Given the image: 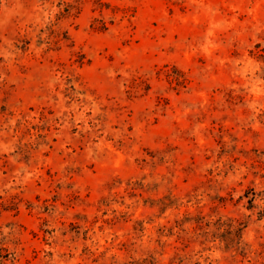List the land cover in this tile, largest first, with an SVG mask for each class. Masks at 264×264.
I'll return each mask as SVG.
<instances>
[{
	"label": "rangeland",
	"instance_id": "374dc122",
	"mask_svg": "<svg viewBox=\"0 0 264 264\" xmlns=\"http://www.w3.org/2000/svg\"><path fill=\"white\" fill-rule=\"evenodd\" d=\"M0 264H264V0H0Z\"/></svg>",
	"mask_w": 264,
	"mask_h": 264
}]
</instances>
